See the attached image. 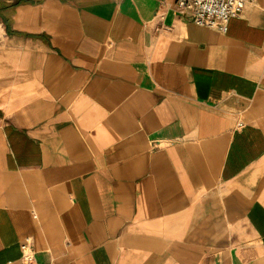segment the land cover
<instances>
[{"label":"crops","instance_id":"obj_1","mask_svg":"<svg viewBox=\"0 0 264 264\" xmlns=\"http://www.w3.org/2000/svg\"><path fill=\"white\" fill-rule=\"evenodd\" d=\"M175 1L0 0V264H264V0Z\"/></svg>","mask_w":264,"mask_h":264},{"label":"built area","instance_id":"obj_2","mask_svg":"<svg viewBox=\"0 0 264 264\" xmlns=\"http://www.w3.org/2000/svg\"><path fill=\"white\" fill-rule=\"evenodd\" d=\"M244 0H176L173 9L183 16H188L196 26L208 27L219 32H226L230 19L240 15ZM21 264H38L28 242L21 246Z\"/></svg>","mask_w":264,"mask_h":264}]
</instances>
